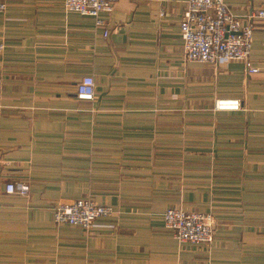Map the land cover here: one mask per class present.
<instances>
[{"label": "crops", "instance_id": "crops-1", "mask_svg": "<svg viewBox=\"0 0 264 264\" xmlns=\"http://www.w3.org/2000/svg\"><path fill=\"white\" fill-rule=\"evenodd\" d=\"M224 1L244 21L264 6ZM0 2V264H264V73L186 60L185 0H119L102 28L63 0ZM85 75L92 100L76 94ZM13 181L29 193H7ZM82 197L113 213L89 230L54 222ZM170 207L210 212L212 242H178Z\"/></svg>", "mask_w": 264, "mask_h": 264}, {"label": "built area", "instance_id": "built-area-1", "mask_svg": "<svg viewBox=\"0 0 264 264\" xmlns=\"http://www.w3.org/2000/svg\"><path fill=\"white\" fill-rule=\"evenodd\" d=\"M119 0H63L65 10L91 16L97 28L105 27L101 13H109ZM6 8L0 2V11ZM164 10L159 11L163 17ZM264 21V6L248 15L247 21L232 12L224 0H185V8L179 22L186 60L216 64L219 60L240 61L246 73H264V65L253 64L250 54L253 37V19ZM108 30L104 28L103 36ZM4 43L0 41V55ZM79 99L92 100L95 94V81L85 75L76 84ZM239 99H216L215 110H237ZM30 187L27 182H8L5 191L26 196ZM113 213L111 207L99 204L92 198H77L69 203H57L53 208L56 224L67 223L89 230L97 219ZM165 227L173 232L180 243L210 244L213 240L215 220L210 212L186 211L170 207L163 213Z\"/></svg>", "mask_w": 264, "mask_h": 264}]
</instances>
